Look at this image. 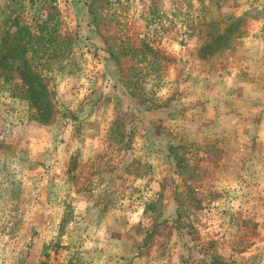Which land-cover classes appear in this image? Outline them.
Returning a JSON list of instances; mask_svg holds the SVG:
<instances>
[{
  "label": "rangeland",
  "instance_id": "obj_1",
  "mask_svg": "<svg viewBox=\"0 0 264 264\" xmlns=\"http://www.w3.org/2000/svg\"><path fill=\"white\" fill-rule=\"evenodd\" d=\"M22 27L55 116L0 74V264H264V0H0Z\"/></svg>",
  "mask_w": 264,
  "mask_h": 264
},
{
  "label": "trees",
  "instance_id": "obj_2",
  "mask_svg": "<svg viewBox=\"0 0 264 264\" xmlns=\"http://www.w3.org/2000/svg\"><path fill=\"white\" fill-rule=\"evenodd\" d=\"M29 29L22 27L12 37H6L0 46V74L11 72L14 62L19 64L14 68L19 73L23 99L34 109L32 118L39 124H50L55 116V102L52 91L48 89L47 82L38 74L31 63L25 59L27 50L23 43L29 37L30 49L33 50V38ZM42 40V39H40ZM38 43L39 38H36ZM5 80H10L8 77ZM210 264H221L218 257H212Z\"/></svg>",
  "mask_w": 264,
  "mask_h": 264
}]
</instances>
